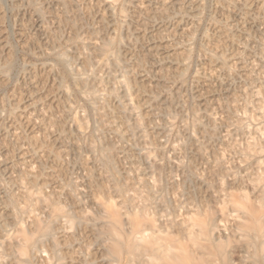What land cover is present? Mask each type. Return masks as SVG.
<instances>
[{"label": "rangeland", "instance_id": "obj_1", "mask_svg": "<svg viewBox=\"0 0 264 264\" xmlns=\"http://www.w3.org/2000/svg\"><path fill=\"white\" fill-rule=\"evenodd\" d=\"M64 1L0 0V45H3V47L0 46V216H4L1 211L6 213L11 209V212H16L15 215L18 221L22 220L21 223L24 221L22 223L24 230L26 228V231L29 229L31 231L32 225L29 221V212L33 211L42 215L40 209L33 210L34 207L31 206L33 202L27 196V192L32 189H34L33 191L40 189L45 194L46 192L49 193L56 203L61 206L65 205L64 208L67 206L66 209L75 210L77 213L79 211L85 212L84 209H88V212L95 213L98 210L97 206L94 205V199L100 197L99 199L104 200L108 199L110 195L109 199L120 200L112 191L113 184L109 185L110 178L113 177L112 181L115 180L117 184L123 186L126 180L125 186L129 182V184L132 183L128 186L131 191L130 194H133L134 190L138 192L139 196L149 194L150 199L147 198V210L148 212L149 209L152 211L150 213L156 216L155 219L158 222H164L169 217L174 218V216L176 219L181 218L183 216L181 213L185 210V207L187 208L186 205H191L190 208H192V205L199 204L203 208L209 206L212 210L224 206L228 213L232 212L230 209L232 207L227 204L226 191H233L234 189L233 192H235L236 188H239V185L241 186V183L244 187L245 184L243 183L249 181L248 178L251 175V177L255 175L254 171L257 172L253 168H256L257 160L256 162L251 161L252 158L247 157L246 145L244 146V144H247L250 140H259L260 142L264 140V116L262 115L264 110V0H122L123 2L117 0L116 5L114 4L111 7L112 10L105 5V0H67L68 3ZM124 2L127 5L122 4ZM122 5L124 9L126 8V10L123 9L126 14L122 12L126 15L125 18L119 12L123 8ZM116 8L117 10H115ZM123 19L126 21L129 19V22H125ZM108 20L109 22H107ZM120 22L121 28L119 29ZM117 31L123 36L122 48H119L120 53H122V55L120 54L119 65L110 63L106 66L101 64V67L98 63L99 57L96 55L95 58L93 55L92 45L94 42L98 43L103 38L109 37V35L113 36ZM184 49L191 50L188 59L184 55ZM60 51L67 54L69 63H72L70 65L72 71L76 70L77 72H73L74 74L82 73L84 75L86 73L85 76H88V83H91V86L97 83L93 90L98 95L99 100L96 98L99 101L98 105L96 104L98 101L95 99L89 96H87L88 98L85 96V98L82 96L83 93L82 95L81 92L78 93V88L81 85H77L76 88V84L72 83V78L61 75L64 77L63 79L60 75L58 76L62 69L56 63V54H59ZM83 55L87 59L92 58L87 63L91 66L85 65L86 61L84 60H86V57ZM183 57L186 59L185 62ZM5 58L6 61H9L8 66L4 62ZM95 60L98 61L95 62ZM91 61H93V65L97 63L98 68L96 66L94 68ZM224 62L230 65L228 66ZM52 64H55L58 68ZM53 67L55 68L53 69ZM119 67L120 70L116 71ZM124 67H126V70ZM47 69H50V71ZM182 69L183 72L186 69L183 76ZM82 70L84 71L81 72ZM88 70L91 71L88 72ZM108 70L110 73H107ZM123 71L129 72L130 83L132 81L130 102L135 103V110L130 111L128 114L124 112V117L121 116L123 112L120 109V103L124 100L128 101L129 98L121 93L123 92V86L119 82L120 76L118 75H121ZM179 72L181 76H178ZM53 75H57V80ZM61 80H65V83ZM139 81L140 83L142 81L141 85ZM117 83L120 85H116ZM139 86L141 88L136 90ZM108 89L114 90L115 94L111 95ZM140 90L144 92L141 93ZM134 91L136 94L133 93ZM118 95H121L120 98ZM133 100L136 101L133 102ZM125 101L124 103L127 102ZM138 102L143 104L141 105ZM92 103H95L97 108L101 106L98 109L99 111L97 110L101 115L91 108ZM103 103L104 105H102ZM100 109H102V112ZM137 114L141 116V119H144H142L144 122L140 130L135 127V119H133L136 118ZM77 115L78 119L83 122L84 128L78 129L77 124L74 125V117H77ZM114 125L117 127L115 131ZM117 129L120 131L118 132ZM212 130L213 132H211ZM141 136L145 137L142 139ZM90 144L95 146H93L94 149L90 147ZM107 150H109L108 153L114 164L111 168L108 166L106 168L103 163V154ZM92 151L94 152L91 153ZM99 151H103L101 156ZM110 151L113 152V155ZM144 151H147L146 154ZM143 154L145 157H143ZM243 154H246V157H242ZM263 157L264 155L261 158L262 160ZM147 159H149L148 162ZM212 160L216 161L213 163ZM218 160L224 162H221L223 165L220 164L222 168L208 167L212 166V163L217 165ZM158 161H160L159 165H157ZM253 162H255V166ZM177 163L178 165H176ZM262 163L261 166L263 167L260 172H264V162ZM137 166H140V168ZM153 167H158V170L153 169ZM27 168H31V170L34 168L35 175L31 171V174L27 176L26 173L29 170H26ZM87 168L91 170H87ZM102 168L105 171H101ZM232 168L234 172L238 171L239 174L238 172L233 173ZM251 168L254 170L251 171ZM221 169L226 172L223 171V174ZM241 169L246 171L243 172ZM214 170L216 172H213ZM106 171L110 175L106 176ZM194 171L196 174L191 173ZM114 173L117 176H114L116 175ZM95 174L96 176H94ZM233 174H236L235 178H233ZM243 174L246 175L245 177L248 176L247 180L243 179ZM183 177L187 178L183 179ZM88 178H90V181H88ZM141 178L144 181V186L143 182L139 181ZM207 178L209 181H207ZM211 179L213 180L211 181ZM32 180H35V182L33 183ZM221 180L223 185L220 183ZM26 181H30L28 183L31 185L33 183L34 186H29L30 184ZM103 182H105L104 185L106 184L107 189L102 184ZM146 184H149L150 187ZM151 186L155 187L154 190ZM42 188H44V191ZM219 188L221 191L218 190ZM69 191L73 197H69ZM105 191L107 194H104ZM54 192H57V194H54ZM127 192H129L128 189ZM136 192L134 195H136ZM14 194L18 199L13 197ZM77 194L79 195L77 196ZM12 197L17 201L15 202L17 206ZM23 197L28 199L26 200ZM190 197L191 200L193 199L192 201H190ZM7 198L9 202H7ZM2 199H4L3 203H1ZM135 200L137 204L141 203L139 198ZM188 200L191 204L187 203ZM147 201L145 200V202ZM149 202L152 204L150 205ZM23 203L26 205H23ZM79 207L81 208L79 209ZM223 218H226V223L221 220L220 225H223V223L231 224L230 215ZM176 219L174 218V220ZM27 220L29 221L28 230ZM73 227H71V231L68 228H64L65 231L61 228L62 232L59 233L61 236L57 237L58 240L62 237L64 241L66 240V243L64 242L65 244L58 248V253L62 255L61 262L63 264H104L101 259L103 258V249L95 242L96 238L94 239L92 231L86 227L78 226V235L76 232L77 227L75 226V229ZM68 231L70 234L66 233L68 236L66 235L65 238V232ZM74 231L76 235H74ZM71 233L77 238H74L73 235L70 237ZM71 240L74 241L71 242ZM78 241L81 243L78 244ZM44 244L48 245L47 242ZM45 245L44 248H47L48 246ZM35 256L38 260L33 258L31 264H43L44 257ZM233 258L236 259L235 255ZM7 262L8 260H5L3 263ZM53 262H55L54 259H52Z\"/></svg>", "mask_w": 264, "mask_h": 264}, {"label": "bare ground", "instance_id": "obj_2", "mask_svg": "<svg viewBox=\"0 0 264 264\" xmlns=\"http://www.w3.org/2000/svg\"><path fill=\"white\" fill-rule=\"evenodd\" d=\"M63 1V0H62ZM66 3H68L69 1L65 0ZM64 1V2H65ZM117 0H105V5H107L108 7H113V5L115 4ZM119 1V0H118ZM122 1V0H121ZM126 1V0H125ZM123 2V1H122ZM129 2V1H128ZM121 3V2H120ZM122 4H126L125 2ZM116 5V4H115ZM127 5V4H126ZM125 5V6H126ZM123 6V5H122ZM121 7V6H120ZM66 8V7H65ZM107 8V7H106ZM119 9V8H118ZM124 6L122 9H120L119 12H121V15L124 17H126L125 11L123 12ZM131 9V8H130ZM140 9V8H139ZM109 10V9H108ZM112 10V9H111ZM110 10V11H111ZM114 10V9H113ZM117 10V8L115 9ZM126 10V8L124 9ZM128 10V7H127ZM105 11V10H104ZM109 11V12H110ZM116 12V11H115ZM124 14H123V13ZM259 12V11H258ZM112 13V12H111ZM118 13V12H117ZM116 13V14H117ZM114 15V14H113ZM151 16V15H150ZM109 17V16H108ZM111 17V16H110ZM118 17V16H117ZM124 17V18H125ZM142 17V16H141ZM113 18V17H111ZM102 19V18H101ZM114 20V19H113ZM117 20V19H116ZM125 22H129L128 20L126 21L125 19H123ZM69 21V20H68ZM67 21V22H68ZM109 22V20L107 21ZM121 22H123L121 20ZM121 22L119 25V29L121 28ZM119 24V22H117ZM102 24V23H101ZM105 25V24H104ZM103 25V26H104ZM117 25V24H116ZM124 25V23H123ZM129 25V24H128ZM127 25V26H128ZM126 26V25H125ZM134 27V26H133ZM145 27V26H144ZM146 28V27H145ZM58 31V30H57ZM115 31V28H114ZM130 31V30H128ZM115 33V32H114ZM123 33V32H122ZM156 34V33H155ZM113 35V33H112ZM137 36V35H136ZM99 37V36H98ZM97 37V39H98ZM122 37L120 32L117 31L113 36L109 37L107 36V38H103V40L101 41H97L95 39V41H97L98 43L94 42V44L92 45V49H93V55L96 58V55L99 57V64L101 65H110L114 64V65H119V61H120V54L122 55V53H120L119 48H122ZM80 38V37H79ZM83 40V39H82ZM179 40V39H178ZM189 40V39H188ZM128 41V40H127ZM133 41V40H132ZM125 43V42H124ZM132 45V44H131ZM3 47V45H0ZM183 47V46H182ZM91 49V50H92ZM90 50V51H91ZM185 53L184 55L186 56V59H188V55L191 52V50L189 49H184ZM64 51V50H63ZM58 52L59 54H56L57 57V62L60 66H61V73L58 74V76L60 75V77H62L61 75L65 76H69L70 78H72V83L76 84V88L77 85L81 87L78 88V93L81 92L80 94L82 95V93L84 95H82L83 97H91L92 99H95L96 101H98L99 99L97 98L98 95L96 94V92L93 90L97 83L94 84V86H91V83H88V76H85V74L83 75L82 73L79 74H74L72 71L73 69H71L69 62V58L67 56L66 53L64 52ZM122 51V50H121ZM87 52V51H86ZM89 52V50H88ZM87 52V54H88ZM262 52V51H261ZM9 53V52H8ZM56 53V52H55ZM137 54V53H136ZM191 54V53H190ZM92 55V54H91ZM92 55V56H93ZM177 55V53H176ZM264 55V54H263ZM85 56V55H83ZM90 56V55H89ZM91 56V57H92ZM93 56V57H94ZM164 56V55H163ZM178 56V55H177ZM182 56V54H181ZM55 57V58H56ZM70 57V56H69ZM86 57V56H85ZM190 57V56H189ZM221 57V56H220ZM180 58V57H179ZM184 58V57H183ZM182 58V59H183ZM226 58V57H224ZM86 61L85 65L86 66H91L90 64L87 65V63L89 62V59L92 58H85ZM185 59V58H184ZM183 60L184 62L186 61ZM218 59V58H217ZM71 60V59H70ZM161 60V59H160ZM220 60V59H219ZM218 60V61H219ZM223 60V58H222ZM221 60V61H222ZM1 61V60H0ZM98 60H95V62H97ZM154 61V60H153ZM6 62V66L9 65V61H5ZM13 62V61H12ZM93 61H91L92 63ZM140 62V61H138ZM123 63V62H121ZM221 63V62H220ZM225 63V62H224ZM48 64V63H47ZM97 63H95L93 65L96 66ZM98 64V66H100ZM185 64V63H184ZM227 64V63H225ZM1 65V64H0ZM3 65V64H2ZM11 65V64H10ZM55 65V64H52ZM101 65V67H102ZM123 65H125L123 63ZM137 65V64H136ZM183 65V64H182ZM222 65V64H221ZM228 65V64H227ZM230 65V64H229ZM228 65V66H229ZM56 66V65H55ZM122 66V65H121ZM120 66V67H121ZM126 66V65H125ZM185 66V65H184ZM12 67V66H11ZM10 67V68H11ZM50 68H52L51 66H49ZM48 67V68H49ZM57 67V66H56ZM114 67V66H113ZM118 67V66H117ZM120 67L116 69L120 70ZM128 67V65H127ZM140 67V66H139ZM162 67V66H161ZM187 67V66H185ZM183 67V68H185ZM224 67V64H223ZM1 68V67H0ZM55 67H53L54 69ZM58 68V67H57ZM73 68V67H72ZM95 68V67H94ZM96 68H98L96 66ZM126 70V67H124ZM131 68H133L131 66ZM182 68V67H181ZM52 69V70H53ZM77 69V68H76ZM88 69V68H87ZM91 69V68H89ZM100 69V67H99ZM108 69V68H107ZM5 71V68L3 69ZM48 70V69H47ZM51 70V71H52ZM60 70V68H59ZM79 70V69H78ZM77 70V71H78ZM105 70V68H104ZM122 70H123V66H122ZM141 70V69H140ZM168 70V69H167ZM170 70V69H169ZM9 71V70H7ZM50 71V69L48 70ZM57 71V69H56ZM55 71V72H56ZM84 70H82L81 72H83ZM91 70H88V72ZM94 71V70H93ZM130 72V70H128ZM150 71V70H148ZM161 71V70H159ZM178 71V70H177ZM79 72V71H78ZM87 72V73H88ZM120 72V71H119ZM128 72V73H129ZM134 72V71H133ZM181 72V71H180ZM179 72L178 76H181ZM186 72V69H185ZM183 69H182V76H183ZM48 73V72H47ZM46 73V74H47ZM58 73V72H57ZM77 73V72H76ZM107 73H110V71L108 70ZM127 73V71H123L121 73L119 82L120 84L123 86V93L124 96L128 97V101L124 103V101H121V106L120 109L123 112V115L121 114V116H125V114L130 113V111L135 110V106L134 104H132L130 102V96L132 95V88H131V83H130V78H129V74ZM132 73V72H130ZM137 73V71H136ZM141 73V72H140ZM161 73V72H159ZM167 73V72H166ZM89 74V73H88ZM100 74V73H99ZM105 74V73H104ZM111 74H113L111 72ZM248 74V73H247ZM48 75V74H47ZM87 75V74H86ZM114 75V74H113ZM112 75V76H113ZM167 75V74H166ZM53 76H57V75H53ZM93 76V75H90ZM89 76V77H90ZM132 76V75H131ZM249 76V75H248ZM59 78V77H58ZM64 79V77H62ZM7 79V77H6ZM91 79V77H90ZM93 79V78H92ZM91 79V80H92ZM102 79V78H101ZM115 79V78H114ZM246 79V78H245ZM57 80V77H56ZM59 80V79H58ZM67 80V79H66ZM70 80V79H68ZM90 80V82H91ZM103 80V79H102ZM135 80V78H134ZM138 80V79H137ZM251 80V79H250ZM254 80V78H253ZM4 81V80H3ZM7 81V80H6ZM63 81V80H61ZM60 81V82H61ZM65 81V80H64ZM63 81V82H64ZM94 81V80H92ZM116 82V80H114ZM59 82V81H57ZM96 82V81H95ZM100 83V81H98ZM136 82V81H135ZM134 82V83H135ZM3 83V82H2ZM65 83V82H64ZM142 83V81H141ZM140 81L139 84L141 85ZM60 84V83H59ZM63 84V83H62ZM120 84H116V85H120ZM148 84V83H147ZM65 86V85H64ZM83 86V87H82ZM264 86V85H263ZM56 87V86H55ZM98 87V86H97ZM74 88V87H73ZM84 88V89H83ZM141 87L139 86L138 88H136V90H139ZM259 88V87H258ZM64 89V88H63ZM118 88L116 87V90ZM122 90V88H120ZM135 89V88H134ZM143 89V88H142ZM246 89V88H245ZM254 89V88H253ZM62 90V89H61ZM66 90V89H65ZM68 90V89H67ZM73 90V89H72ZM76 90V89H75ZM96 90V89H95ZM103 90V88H102ZM101 90V91H102ZM110 90V89H108ZM64 91V90H63ZM98 88H97V92H98ZM107 91V90H106ZM141 93L144 92L142 90H140ZM147 91V90H146ZM256 91V90H255ZM262 91V90H261ZM58 92V91H57ZM72 92V91H71ZM70 92V94H71ZM74 92V91H73ZM257 92V91H256ZM254 92V93H256ZM260 92V91H259ZM259 92L257 93L259 96ZM105 93V92H104ZM109 93V91H108ZM133 93L136 94V92L134 91ZM253 93V94H254ZM67 95V93H65ZM69 94V93H68ZM99 94V93H98ZM110 94L113 95L115 94V91H111L110 90ZM118 94V93H117ZM120 94V93H119ZM122 94V95H123ZM140 94V93H139ZM250 94V93H249ZM107 95V94H106ZM65 96V95H64ZM103 96V95H102ZM119 96V95H118ZM121 96V95H120ZM119 96V98H120ZM139 96V95H138ZM261 96V95H260ZM85 97V98H86ZM105 97V96H104ZM108 97V96H107ZM114 97V96H113ZM124 97V98H126ZM256 97V95H255ZM88 98V97H87ZM98 100H97V99ZM106 98V97H105ZM112 98V97H111ZM123 98V97H121ZM138 98V97H137ZM136 98V99H137ZM140 98V96H139ZM138 98V100H140ZM147 98V97H146ZM154 98V97H153ZM101 99V98H100ZM117 99V98H116ZM135 99V98H134ZM150 99V97H149ZM155 99V98H154ZM246 99V98H245ZM249 99V98H248ZM259 99H261L259 97ZM91 100V99H89ZM102 100V99H101ZM121 100V99H120ZM168 100V99H166ZM263 100V99H262ZM261 100V101H262ZM59 101V100H58ZM136 100H133V102H135ZM146 101V100H144ZM143 101V102H144ZM149 101V100H147ZM260 101V100H259ZM60 102V101H59ZM87 102V101H86ZM150 102V101H149ZM169 102V100H168ZM89 103V102H88ZM139 104H141L140 102H138ZM167 103V102H166ZM97 105L99 104L96 103ZM107 104V103H106ZM143 104V103H142ZM141 104V105H142ZM145 104V103H144ZM169 104V103H168ZM249 104V103H248ZM261 104V103H260ZM49 105V104H48ZM95 105V103H92L91 108H93V110L97 111L99 108H97ZM104 105V103L102 104ZM117 105V104H116ZM250 105V104H249ZM263 105V104H262ZM164 106V105H163ZM257 106V105H256ZM264 106V105H263ZM139 107V106H138ZM197 107V106H196ZM262 107V106H261ZM46 108V107H45ZM104 108V107H103ZM106 108V107H105ZM113 108V107H112ZM256 108V107H255ZM169 109V108H168ZM234 109V108H233ZM261 109V108H260ZM263 109V108H262ZM102 109H100L101 111ZM115 110V109H114ZM158 110V109H157ZM166 110V109H165ZM170 110V109H169ZM99 111V110H98ZM97 111V112H98ZM139 111V110H138ZM150 111V110H149ZM164 111V110H163ZM235 111V110H234ZM233 111V112H234ZM262 111V110H261ZM45 112V111H44ZM102 112V111H101ZM168 112V111H167ZM197 112V110H196ZM236 112V111H235ZM80 113V112H79ZM93 113V112H92ZM100 112H98L97 114H99ZM108 113V112H107ZM117 113V112H116ZM134 113V112H133ZM137 113V112H136ZM135 113V114H136ZM154 113V112H153ZM166 113V112H165ZM139 114V113H138ZM137 114L135 119V127L137 128V130L140 128H142L143 126V120L141 119V116H139ZM41 115V114H40ZM74 115V114H73ZM96 115V114H95ZM101 115V113L99 114ZM103 115V114H102ZM116 115V114H115ZM141 115V113H140ZM143 115V114H142ZM146 115V114H145ZM262 115L264 116V110L262 112ZM43 116V115H42ZM168 116V115H167ZM36 117V116H35ZM76 117V116H75ZM74 117V121L77 126L80 128H84L83 126V122L80 121V119H78V115L75 118ZM80 117V116H79ZM103 117V116H102ZM129 117V116H128ZM127 117V119H128ZM134 117V116H132ZM150 117V116H149ZM156 117V116H155ZM204 117V116H203ZM41 118V117H40ZM46 118V117H45ZM73 118V117H72ZM81 118V117H80ZM145 118V117H144ZM262 118V117H261ZM37 119V118H36ZM35 119V120H36ZM49 119V118H48ZM147 119V118H146ZM202 119V118H201ZM238 119V118H237ZM31 120V119H30ZM33 120V119H32ZM46 120V119H45ZM111 120V119H110ZM131 120V119H130ZM164 120V118H163ZM44 121V120H43ZM83 121V119H82ZM112 121V120H111ZM123 121V120H122ZM129 121V120H127ZM126 121V123H127ZM168 121V120H167ZM134 123V121H132ZM131 122V123H132ZM152 122V121H151ZM200 122V121H199ZM34 123V122H33ZM48 123V122H47ZM52 123V122H51ZM115 123V122H114ZM198 123V122H197ZM197 123H195L197 125ZM240 123V122H238ZM96 124V123H95ZM129 124V123H128ZM147 124V123H146ZM85 125V122H84ZM150 125V124H149ZM83 126V127H82ZM99 126V125H98ZM130 126V124H129ZM128 126V127H129ZM193 126V125H192ZM207 126V125H206ZM243 126V125H242ZM264 126V125H263ZM74 126V129L76 128ZM97 127V126H96ZM115 127V125H114ZM127 127V126H126ZM127 127V128H128ZM239 127V126H237ZM262 127V126H261ZM117 127H115L114 131L116 130ZM132 128V127H130ZM134 128V129H136ZM194 128H196V126H194ZM246 128V127H245ZM133 129V130H134ZM161 129V128H160ZM242 129V128H241ZM262 129V128H261ZM83 130V129H81ZM78 130V131H81ZM126 130V129H125ZM77 131V132H78ZM117 131L119 132L120 130L117 129ZM143 132V130H141ZM140 131V132H141ZM256 131V130H255ZM76 133V131H74ZM83 132V131H82ZM133 132V131H132ZM153 132V131H152ZM213 132V130L211 131ZM244 132V131H243ZM80 133V132H79ZM78 133V134H79ZM98 133V132H97ZM143 134V133H141ZM122 135V134H121ZM195 135V134H193ZM211 135V134H210ZM34 136V135H33ZM212 136V135H211ZM262 136V135H260ZM259 136V137H260ZM142 137V136H141ZM145 137V136H144ZM142 137V139L144 138ZM250 137V136H249ZM253 137V136H252ZM258 137V138H259ZM109 138V137H108ZM264 138V137H263ZM34 139V138H33ZM118 139V138H117ZM126 139V138H125ZM139 139V138H138ZM257 139V138H256ZM30 140V139H29ZM36 140V139H35ZM100 140V139H99ZM149 140V139H148ZM152 140V139H151ZM261 140V139H260ZM145 141V140H144ZM143 141V142H144ZM184 141V140H183ZM259 141V140H258ZM257 140H250L247 144H244V146L246 145V152H247V157H251V161H255L257 160V166L256 168L253 167L257 172L254 171V176L253 177H249V181L246 179L247 177H245L246 175L243 174V179L245 178L246 182L243 183L245 184L244 187L239 185V188L237 187L235 192L234 189L233 191H226L225 193V197L227 199V204H229V207L231 206L232 208H230L232 210V212L228 213L227 209L224 206L218 207L217 209L213 208L214 210H212L211 208H203L201 207L199 204H194L192 205V208H190V206H187V208L185 207V210L181 213V215H183L181 218H177L174 216V218L176 220H174V218H170L165 220L164 222H158L155 217L153 216L152 211L149 212L147 210V198L149 194H143L142 196L138 195L136 192V190H134L133 194H130V188L128 187L129 183H127L128 185L125 186V183L127 182V180L124 182V186L117 184L114 181H112V179L114 178H110L111 183L109 185H112V191L115 195H117V197L120 198V200H115L113 199H99L96 198L94 199L95 204L97 207V210L95 213H91L88 212V209H84V211H79L78 213L75 212V210H71V209H66V207L64 208V206L59 205L58 203H56L49 195V193L46 192V194L44 192H42L40 189H36L35 191H33L34 189H32L31 191L27 192V196L28 198L33 202L31 204L32 207H34V211L35 209L37 210H41L42 211V215H40L39 213L36 212H29L30 214L29 217V221H31L30 225H32L31 231L29 229V221L28 222V228L26 231V228L24 230L23 228V222L21 223L20 221L17 220L16 215L14 212H11L9 209V211L6 213L3 212L4 216L2 217V215L0 217H2L0 219V264H31L33 258H35V255H40V257H44V262L45 264H63L61 261V254L58 253V248L63 244H65L66 240L64 241L62 238L60 240H58L59 238H57L60 232H62L61 228H63V230L65 231V229L68 228V230L72 229V226H76L77 227V234L79 235L78 232V226H83L88 228L90 231H92V233L94 234V239L96 238L95 242H97L99 244V247L101 246L103 249V255L101 258L102 261L104 262V264H264V172L261 171L260 169H262L263 166H261V163L264 162V159L262 160V156L264 155V140L263 142ZM33 142V141H32ZM38 142V141H37ZM138 142V141H137ZM47 143V142H46ZM45 143V144H46ZM93 143V142H92ZM108 143V142H107ZM142 143V142H141ZM34 144V142H33ZM106 144V143H105ZM110 144V143H109ZM158 144V143H157ZM182 144V143H181ZM240 144V143H239ZM37 145V144H36ZM44 145V144H43ZM91 145V144H90ZM143 145V144H142ZM94 146V145H93ZM93 146L91 145L90 147L93 148ZM101 146H103L101 144ZM148 146V145H146ZM36 148V146H34ZM39 147V146H38ZM49 147V146H48ZM95 147V146H94ZM106 147V146H105ZM201 147V146H200ZM235 147V146H234ZM243 147V145H242ZM34 148V149H35ZM115 148V147H114ZM237 148V147H236ZM40 149V148H38ZM44 149V148H43ZM94 149V148H93ZM92 149V150H93ZM100 149V148H99ZM106 149V148H105ZM49 150V149H48ZM90 150V148H89ZM102 150V149H101ZM159 150V149H158ZM163 150V149H162ZM195 150V149H194ZM198 150V149H197ZM241 150V149H238ZM91 151V150H90ZM109 150L104 151L106 152L104 155V162L103 160H101L104 163V166L107 168L112 166V162L113 160H111L110 154L108 153ZM142 151V150H141ZM215 151V150H214ZM237 151V150H236ZM36 152V151H35ZM55 152V151H54ZM94 151H92L91 153H93ZM98 152V151H97ZM145 152V151H144ZM147 152V151H146ZM145 152V154H146ZM153 152V150H152ZM151 152V154H152ZM168 152V151H167ZM176 152V151H175ZM197 152V151H196ZM242 153V151H240ZM38 153V152H37ZM41 153V151H40ZM39 153V154H40ZM101 153H103V151H99V154L101 156ZM110 153L112 154L113 152L110 151ZM149 153V151H148ZM147 153V154H148ZM203 153V152H202ZM244 153V152H243ZM33 154V153H32ZM52 154V153H51ZM59 154V153H58ZM109 154V155H108ZM141 154V153H140ZM150 154V153H149ZM249 154V155H248ZM53 155V154H52ZM94 155V154H93ZM113 155V154H112ZM130 155V154H129ZM192 155V154H191ZM206 155V154H205ZM242 155V154H241ZM240 155V156H241ZM246 155V154H245ZM244 154L242 157H246ZM36 156V155H35ZM57 156V155H56ZM99 156V157H100ZM141 156V155H140ZM158 156V155H157ZM204 156V155H203ZM214 156V155H213ZM42 157V156H41ZM61 157V156H60ZM143 157H145V155L143 154ZM149 157V156H146ZM44 158V157H43ZM52 158V157H51ZM56 158V157H54ZM98 158V157H97ZM102 158V157H101ZM117 158V157H116ZM215 158V157H214ZM220 158V157H219ZM248 158V159H249ZM264 158V157H263ZM99 159V158H98ZM139 159V158H138ZM218 159V158H216ZM261 159V160H260ZM42 160V158H41ZM115 160V159H114ZM149 159H147L148 162ZM154 160V159H153ZM195 160V159H194ZM200 160V159H199ZM209 160V159H208ZM222 160V159H221ZM221 160H218L217 165H213V163L216 161H213L212 166H208V167H218L216 169L222 168L221 165H223ZM39 161V160H38ZM54 161V160H53ZM97 161V160H96ZM155 161V160H154ZM245 161V160H244ZM55 162V161H54ZM86 162V161H85ZM100 162V161H98ZM160 161H158L157 165H159ZM181 162V161H180ZM210 162V161H209ZM220 162V163H219ZM222 162V163H221ZM255 162H253L254 166H255ZM44 164V161L42 162ZM152 163V162H151ZM183 163V162H182ZM231 163V161H230ZM40 164V163H39ZM101 164V163H100ZM116 164V163H115ZM211 165V163H209ZM221 164V165H220ZM234 164V163H233ZM237 164V163H236ZM250 164V163H249ZM263 164V163H262ZM42 165V164H41ZM85 165V164H84ZM103 165V164H102ZM101 165V167H102ZM114 165V164H113ZM155 165V163H154ZM178 165V163L176 164ZM225 165V164H224ZM246 165V164H245ZM96 166V165H95ZM100 166V165H99ZM151 166V165H150ZM181 166V165H179ZM192 166V165H191ZM204 166V165H203ZM228 166V165H226ZM236 166V165H235ZM30 167V166H29ZM104 167V168H105ZM117 167V166H116ZM140 168V166H137ZM170 167V166H168ZM186 167V166H185ZM228 167H232V166H228ZM240 167V166H239ZM244 167V166H243ZM249 168L251 166H248ZM23 168V167H22ZM37 168V167H36ZM104 168L101 169V171H105ZM105 168V169H106ZM114 168V166H113ZM112 168V169H113ZM152 168V166H151ZM158 167L153 169H157ZM176 168V167H175ZM174 168V169H175ZM203 168V167H202ZM225 168V167H224ZM234 168V167H233ZM232 168V169H233ZM237 168V167H236ZM242 168V167H241ZM25 169V168H24ZM29 168H27L26 170H28ZM41 169V167H40ZM90 168H87V170H89ZM109 169V168H108ZM107 169V170H108ZM138 169V168H137ZM143 169V168H142ZM141 169V170H142ZM180 169V168H179ZM182 169V168H181ZM180 169V170H181ZM193 169V166H192ZM212 169V168H210ZM226 169V168H225ZM238 169V168H237ZM236 169V170H237ZM244 169V168H243ZM241 169V170H243ZM247 169V168H246ZM253 169V170H254ZM23 170V169H22ZM34 170V168H33ZM33 170H31V168L27 171V176L31 174V171L33 172ZM91 170V169H90ZM115 170V168H114ZM140 170V169H139ZM150 170V168H149ZM152 170V169H151ZM168 170V169H167ZM194 170V169H193ZM201 170V169H200ZM206 170V169H205ZM222 170V169H221ZM227 170V169H226ZM240 170V169H239ZM250 170V169H249ZM251 168V171H253ZM138 171V170H137ZM170 171V170H169ZM207 171V170H206ZM211 171V170H209ZM225 171L224 169L222 170V173L224 174ZM233 173H237L234 172V169L232 170ZM246 170H243V172H245ZM25 172V171H24ZM100 172V171H99ZM107 172V174H106ZM105 174L106 176L109 174L108 171H106ZM112 172V171H111ZM110 172V173H111ZM115 172V171H114ZM134 172V171H133ZM157 172V171H156ZM213 172H216V170H214ZM226 172V171H225ZM229 172V171H228ZM104 173V172H102ZM101 173V174H102ZM130 173V172H129ZM136 173V172H135ZM189 173V172H188ZM193 174H196L195 171L191 172ZM210 173V172H209ZM221 173V172H220ZM231 173V172H229ZM242 173V172H241ZM250 173V172H249ZM34 174V172H33ZM98 174V173H97ZM100 174V175H101ZM116 174V173H114ZM142 174V173H141ZM202 174V173H201ZM232 174V173H231ZM239 174V172H238ZM248 174V172H247ZM35 175V174H34ZM88 175H89V171H88ZM110 175V174H109ZM140 175V174H139ZM177 175V174H176ZM190 175V174H188ZM222 175V174H221ZM226 175V174H225ZM235 178L236 174H233ZM231 175V176H233ZM26 176V175H25ZM93 176V175H92ZM96 176V174L94 175ZM93 176V177H94ZM98 176V175H97ZM104 176V175H103ZM112 176V173H111ZM114 176H117L114 175ZM152 176V175H151ZM199 176V175H198ZM206 176V175H205ZM216 176V175H215ZM224 176V175H223ZM100 177V176H99ZM110 177V176H108ZM129 177V176H128ZM127 177V178H128ZM137 177V176H136ZM177 177V176H176ZM194 177V176H193ZM211 177V176H210ZM228 177V175H227ZM25 178V177H24ZM51 179V177H49ZM140 178V177H138ZM144 178V177H142ZM142 178L139 180L141 183L143 182V186H144V181H142ZM185 177H183L184 179ZM187 178V177H186ZM185 178V179H186ZM216 178V177H215ZM231 178V179H233ZM31 179V177H30ZM35 179V178H34ZM49 179V180H50ZM90 181V178H88ZM97 179V178H96ZM100 179V178H99ZM118 179V178H116ZM124 179V178H123ZM132 179V177H131ZM146 179V178H145ZM154 179V178H153ZM178 179V178H177ZM190 179V178H189ZM214 179V178H213ZM211 179V181L213 180ZM95 180V178H94ZM106 180V179H104ZM119 180V179H118ZM116 180V181H118ZM129 180V179H128ZM137 180V179H136ZM144 180V179H143ZM152 180V179H151ZM206 181V179H204ZM218 180V178H217ZM223 180V178H222ZM221 180V184L222 181ZM230 180V179H229ZM234 180V179H233ZM33 181V180H32ZM31 181V183H32ZM43 181V180H42ZM53 181V179H52ZM100 184L101 182L99 180H97ZM110 181V180H109ZM108 181V182H109ZM132 181V180H130ZM146 181V180H145ZM148 181V179H147ZM177 181V180H176ZM207 181L208 178H207ZM216 181V180H215ZM236 181V179H235ZM234 181V183H235ZM27 182V181H26ZM30 182V181H28ZM27 182V183H28ZM35 182V180L33 181V183ZM38 182V181H37ZM97 182V184H98ZM139 182V183H140ZM152 182V181H151ZM159 182V181H158ZM182 182V181H180ZM188 182V181H187ZM226 182V181H225ZM230 183L232 182L229 181ZM238 182V180H237ZM236 182V183H237ZM244 182V180H243ZM27 183H25L27 185ZM32 183V185H33ZM39 183V182H38ZM43 183V182H41ZM40 183V184H41ZM90 183V182H88ZM87 183V184H88ZM93 183V182H92ZM105 182H103L102 184L104 185ZM120 183V182H118ZM155 183V182H152ZM174 183V182H173ZM209 183V182H208ZM218 183V182H217ZM20 184V183H19ZM30 184V183H28ZM38 184V185H40ZM45 184V183H43ZM122 184V183H121ZM138 185V182L136 183ZM31 184L29 186H32ZM90 185V184H89ZM102 185V186H103ZM106 185V184H105ZM104 185V186H105ZM135 185V184H134ZM147 186H149V184H146ZM155 185V184H153ZM167 185V184H166ZM170 185V184H169ZM181 185V184H178ZM188 185V184H187ZM223 185V184H222ZM232 185V184H230ZM237 185V184H236ZM34 186V185H33ZM41 186V185H40ZM88 186V185H87ZM103 186V187H104ZM140 186V184H139ZM249 188H247V187ZM89 187V186H88ZM87 187V188H88ZM92 187V186H90ZM97 187V186H95ZM150 187V186H149ZM152 187V186H151ZM172 187V186H171ZM187 187V186H186ZM220 187V186H219ZM233 187V186H232ZM235 187V185H234ZM37 188V187H36ZM45 188V187H44ZM44 188L43 191H44ZM57 188V187H56ZM62 188V187H61ZM106 188V186H105ZM109 188V187H108ZM111 188V187H110ZM146 188V187H145ZM155 188V187H154ZM154 188L152 187V189L154 190ZM22 190V188H20ZM24 189V188H23ZM26 189V188H25ZM67 189V188H66ZM96 189V188H95ZM94 189V190H95ZM107 189V188H106ZM127 189L129 192H127ZM135 189H136V185H135ZM140 189V188H139ZM143 189V188H142ZM158 189V188H157ZM160 189V188H159ZM228 189V188H227ZM69 190V189H68ZM92 190V189H91ZM97 190V189H96ZM95 190V191H96ZM132 190V191H133ZM141 190V189H140ZM139 190V191H140ZM147 190H149L147 188ZM175 190V189H174ZM193 190V189H192ZM190 190V191H192ZM195 190V189H194ZM217 190V189H216ZM220 190V188L218 189ZM229 190V189H228ZM20 191V190H19ZM23 191V190H22ZM20 191V192H22ZM51 191V190H49ZM102 191V190H101ZM104 191V190H103ZM107 191V190H106ZM106 191L104 192V194H107ZM144 191V190H143ZM221 191V190H220ZM25 192V191H23ZM79 192V191H78ZM83 192V191H82ZM98 192V191H96ZM109 192V191H108ZM111 192V191H110ZM136 192V195H134V193ZM147 192V191H146ZM153 192V191H152ZM184 192V191H183ZM194 192V191H193ZM57 194V192H54V194ZM60 193V192H59ZM70 194V191L68 192ZM95 193V192H94ZM12 194V193H11ZM22 195V193H20ZM25 196L26 194L23 193ZM67 194V193H66ZM75 194V193H74ZM99 194V193H98ZM97 194V195H98ZM103 194V195H104ZM156 194V193H155ZM184 194V193H183ZM190 194V193H189ZM10 195V192H9ZM17 195V194H16ZM23 195V196H24ZM79 194H77L78 196ZM115 195L112 194V196L115 197ZM147 195V196H144ZM57 196V195H56ZM72 195L70 194L69 197H71ZM76 196V194H75ZM94 196V195H93ZM96 196V193H95ZM106 196V195H105ZM220 196V195H218ZM224 196V195H223ZM10 197V196H9ZM15 197V194L13 196ZM12 197V199H14ZM55 197V195H54ZM73 197V196H72ZM202 197V196H201ZM224 197V198H225ZM5 198V197H4ZM24 198V197H23ZM28 198H24V199H28ZM57 198V197H55ZM54 198V199H55ZM107 198V197H105ZM116 198V197H115ZM136 198H139L141 203L139 202V204L136 203ZM180 198V197H179ZM198 198V197H197ZM8 199V198H7ZM18 199V198H17ZM23 199V200H24ZM73 199V198H72ZM79 199V198H78ZM92 199V200H93ZM150 199V198H149ZM202 199V198H201ZM219 199V198H218ZM21 200V199H20ZM25 200V201H26ZM77 200V199H76ZM82 200V199H80ZM91 200V199H90ZM145 200L147 202H145ZM193 200V199H192ZM191 197H190V201ZM221 200V199H220ZM219 200V203L221 202ZM13 201V200H12ZM78 201V200H77ZM152 201V200H151ZM162 201V200H161ZM204 201V200H203ZM4 202V199H2V202ZM9 202V199L8 201ZM17 202L14 199V203ZM19 202V201H18ZM24 202V201H23ZM60 202V201H59ZM65 202V201H64ZM82 202V201H80ZM138 202V199H137ZM160 202V201H159ZM189 202V200L187 201V203ZM195 202V201H194ZM199 202V201H197ZM202 202V201H201ZM21 203V202H20ZM20 203L18 204V206L20 205ZM26 203V202H25ZM25 203H23V205H26ZM73 203V202H72ZM150 203V202H149ZM155 203V202H154ZM167 203V202H165ZM164 203V204H165ZM182 203V202H181ZM190 203V202H189ZM188 203V204H189ZM223 203V202H222ZM226 203V202H225ZM6 204V203H5ZM16 204V203H15ZM68 204V203H67ZM76 204V203H74ZM81 204V203H80ZM152 203H150L151 205ZM191 204V203H190ZM30 205V204H29ZM155 205V204H154ZM158 205V204H157ZM181 205V204H180ZM203 205V204H202ZM206 205V204H205ZM208 205V204H207ZM226 205V204H225ZM1 206V204H0ZM10 206V205H9ZM17 206V204H16ZM77 206V205H76ZM83 206V205H82ZM156 206V205H155ZM182 206H184L182 204ZM3 207V204H2ZM14 207V206H13ZM22 207V205H21ZM25 207V206H24ZM88 207V206H87ZM164 207V206H163ZM212 207V206H211ZM215 207V206H214ZM8 208V207H7ZM18 208V207H17ZM16 208V209H17ZM76 208V207H75ZM81 207H79L80 209ZM95 208V207H94ZM95 208V210H96ZM19 209V208H18ZM152 209V208H151ZM161 209V208H160ZM159 209V210H160ZM166 209V208H165ZM15 210V209H14ZM153 210V209H152ZM180 210V208H179ZM183 210V208H182ZM77 211V209H76ZM164 211V210H163ZM175 211V210H174ZM230 211V210H229ZM38 212V211H37ZM83 212V213H82ZM154 212V211H153ZM157 212V210H156ZM161 212V211H160ZM159 213V212H158ZM162 213H166V212H162ZM157 214V213H156ZM160 214V213H159ZM166 215V214H165ZM167 215H170L167 213ZM177 215V214H176ZM230 215L231 218V224L227 225L224 224L225 219L223 217H228ZM26 216V215H25ZM171 216V215H170ZM27 217V216H26ZM25 217V218H26ZM164 217V215H163ZM221 218V219H220ZM223 218V219H222ZM229 219V218H228ZM163 220V219H162ZM219 220V221H218ZM223 220L224 223L223 225H220V221ZM229 221V220H228ZM219 222V223H218ZM230 223V222H228ZM25 224V223H24ZM8 226V227H7ZM25 226V225H24ZM221 226V227H220ZM27 227V226H26ZM73 227V229H75ZM65 228V229H64ZM83 229V228H82ZM86 230V229H85ZM63 231V232H64ZM71 231V230H70ZM89 231V232H90ZM66 233L65 232V238H66ZM70 234V233H69ZM85 234V233H84ZM72 233L71 236L72 237ZM74 235L75 231H74ZM73 235V236H74ZM77 235V236H78ZM81 235V234H80ZM68 236V235H67ZM69 237V238H70ZM79 237V236H78ZM74 238H77L74 236ZM73 238V239H74ZM68 239V238H67ZM82 239V238H81ZM80 240V239H79ZM69 241V240H68ZM74 240H71V242H73ZM77 241V240H76ZM75 241V242H76ZM235 241V242H234ZM47 242V246L44 244ZM65 242V243H64ZM70 242V243H71ZM80 241H78L79 244ZM233 242V244L235 243V245L231 244ZM81 243V242H80ZM47 248H44V245ZM75 244V243H74ZM77 244V243H76ZM61 246V247H62ZM65 247V246H64ZM76 249V248H75ZM101 249V250H102ZM60 250V249H59ZM60 252V251H59ZM67 253V252H66ZM70 253V252H69ZM63 254V253H62ZM71 254V253H70ZM44 255H48V256H44ZM85 255V254H84ZM236 257V259H234L233 257ZM75 256V255H74ZM86 256V255H85ZM39 257V258H40ZM82 258V257H81ZM36 259V258H35ZM34 259V260H35ZM51 259V260H49ZM52 259H54L55 262L52 263ZM5 260H8L7 263H3ZM38 260V258L36 259ZM41 260V259H40ZM85 260V259H84ZM83 261V260H82ZM86 261V260H85ZM36 262V261H34ZM43 262V264H44ZM102 262V263H103ZM101 263V261H100ZM36 264V263H35Z\"/></svg>", "mask_w": 264, "mask_h": 264}]
</instances>
